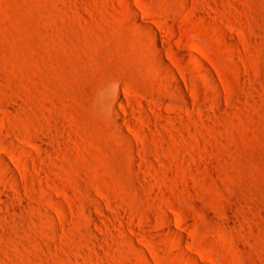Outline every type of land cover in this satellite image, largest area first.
Here are the masks:
<instances>
[{
  "label": "rangeland",
  "instance_id": "374dc122",
  "mask_svg": "<svg viewBox=\"0 0 264 264\" xmlns=\"http://www.w3.org/2000/svg\"><path fill=\"white\" fill-rule=\"evenodd\" d=\"M0 264H264V0H0Z\"/></svg>",
  "mask_w": 264,
  "mask_h": 264
},
{
  "label": "bare ground",
  "instance_id": "6f19581e",
  "mask_svg": "<svg viewBox=\"0 0 264 264\" xmlns=\"http://www.w3.org/2000/svg\"><path fill=\"white\" fill-rule=\"evenodd\" d=\"M185 55V54H184ZM186 55H187V53H186ZM190 62L193 64V66H194V69L195 70H197V68H198V62H197V59L195 58V57H193L192 55H191V57H190ZM15 183V182H14ZM149 251H150V253H152L153 254V251L151 250V249H149ZM143 252V251H142ZM144 256H145V254H143ZM142 255V256H143ZM143 256V257H144Z\"/></svg>",
  "mask_w": 264,
  "mask_h": 264
}]
</instances>
